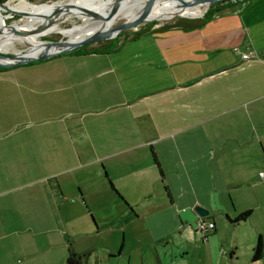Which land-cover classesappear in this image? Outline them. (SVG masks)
Segmentation results:
<instances>
[{"label": "crops", "instance_id": "1", "mask_svg": "<svg viewBox=\"0 0 264 264\" xmlns=\"http://www.w3.org/2000/svg\"><path fill=\"white\" fill-rule=\"evenodd\" d=\"M178 19L198 22L147 25L109 40V54L0 72V264H66L69 239L87 254L78 238L140 211L157 232L207 241L198 219L215 236L264 205V0Z\"/></svg>", "mask_w": 264, "mask_h": 264}, {"label": "rangeland", "instance_id": "2", "mask_svg": "<svg viewBox=\"0 0 264 264\" xmlns=\"http://www.w3.org/2000/svg\"><path fill=\"white\" fill-rule=\"evenodd\" d=\"M61 1L63 0H8L0 6V22L5 27L13 24L23 26L26 22H29L26 24L27 28L35 29L46 20L45 18L48 15L46 10L51 5ZM101 3L103 6L107 5V1ZM190 4L192 6L198 5V3ZM175 19L169 21V23ZM128 22L129 20L118 19L108 27V31L121 28ZM161 23L166 22L141 21L135 26L131 25L132 27L127 29L125 33L137 32L147 25ZM78 24H80L79 19L72 18L67 19L61 27L64 30H69ZM22 32L24 31L21 30ZM67 39V35L64 34H51L40 38L41 41L52 43H62ZM0 46H3V51L0 50V53L6 57L34 55L27 46H16L8 41H0ZM21 66H0V72ZM261 185L264 184L261 182ZM116 210V213H118V205ZM111 215L112 213L110 218H113L114 216ZM97 217L102 219L109 216L100 214ZM153 218L151 214H144L140 211V216L135 221L128 224L124 223L120 230H118V227L106 225L110 229L102 226V232L98 236L88 239L85 237L78 238L76 243L78 249L84 252L90 251L85 264H264V205L256 207L254 214L246 222L230 225L229 227L220 224L215 236L211 235L207 241L197 243L193 240L181 239L178 232L172 234V230L157 232L154 229L156 222ZM258 236L262 237L263 258L252 263L249 248L253 247ZM74 239L68 240L73 251ZM121 245L122 249L119 256L109 258L110 253L118 254ZM61 260L59 256L50 261L43 256L36 255L32 260V264H65V261ZM25 262L24 257L15 255L8 261V264H25Z\"/></svg>", "mask_w": 264, "mask_h": 264}, {"label": "bare ground", "instance_id": "3", "mask_svg": "<svg viewBox=\"0 0 264 264\" xmlns=\"http://www.w3.org/2000/svg\"><path fill=\"white\" fill-rule=\"evenodd\" d=\"M103 1H107V5L103 6L101 3ZM148 1L123 0L118 7H111L114 0H63L51 5L46 10L48 13L46 20L35 29L27 28L26 24L29 22H26L23 26L13 24L6 27L0 22V41H8L16 46H27L31 43L43 50L50 51L55 49L56 46L41 41V37L51 34H64L68 37L67 43L77 41L96 30L102 24L106 14L112 12L115 8H117V20L132 21L137 18L141 11L146 9L150 10L149 20L170 19L175 14L184 18H196L205 12L209 6V2H201L196 6H192L190 4H193L192 0H158L152 4H148ZM181 3H187V5L182 7L181 10H177V6ZM87 12L91 13V15L87 14ZM72 18L79 19L80 24L69 30L62 29L61 25L67 19ZM21 30L24 32L21 33ZM111 36L113 35L110 34ZM2 47L0 46L1 51H3Z\"/></svg>", "mask_w": 264, "mask_h": 264}, {"label": "water", "instance_id": "4", "mask_svg": "<svg viewBox=\"0 0 264 264\" xmlns=\"http://www.w3.org/2000/svg\"><path fill=\"white\" fill-rule=\"evenodd\" d=\"M122 1L123 0H114V2H112V4H111V7H115V6L118 7ZM156 1H158V0H149L147 3L152 4ZM218 1H225V0H194L193 4L194 3H201V2H209V6H210V5H212ZM186 5H187V3H181L179 6H177V10H181L182 7H184ZM116 10H117V8H115V10H113L112 12H108L106 14L102 24L96 30H94L88 36L83 37L77 41H74L71 43H67L66 41H64L62 43H52V42L45 41L46 43H50V44H53L54 46H56V48L53 50H50V51L43 50V49L29 43V45H27V47L30 48V50L34 53V55H27L26 54V55H18V56L14 55V57H6L0 53V66L1 67L21 66V65L45 61V60H49L52 58H56L58 56L66 55V54H69V53H71V52H73L79 48H82L84 46H88V45H91V44H94V43H97L100 41L113 39V38L117 37L121 32L126 31L127 29H130L132 27L131 25L135 26L138 22H141V21H144V22H151V21L168 22V21H171V20L178 18V17L184 18L183 16H179L178 14H175L170 19H160V20L151 19V20H149L148 16L150 15V10L146 9L144 11H141V13L137 16V18H135L132 21H129L126 25L122 26L121 28H118L116 30L110 29V31H108V27L110 25H112L117 20L118 15H117ZM87 14L91 15V13H89V12H87ZM189 19H192V18H189ZM110 34H113V36L107 37ZM194 212L200 218H204L208 215V212L206 210H204L203 208H200V207H196L194 209Z\"/></svg>", "mask_w": 264, "mask_h": 264}, {"label": "trees", "instance_id": "5", "mask_svg": "<svg viewBox=\"0 0 264 264\" xmlns=\"http://www.w3.org/2000/svg\"><path fill=\"white\" fill-rule=\"evenodd\" d=\"M6 1L8 0H0V5L4 4ZM247 0H235V1H230V0H225V1H218L215 2L213 5H211L209 7V9L207 11H205L204 13L200 14L198 17H201L203 15V19L205 20L209 17H211L212 15H215L218 12H221L222 10H224L226 7H229L231 4H239V3H243L246 2ZM197 18V17H196ZM181 19H176L174 22V24H182L185 27H190V26H195L196 23L198 21L195 20H181ZM154 25V24H152ZM126 33L125 31L121 32L115 39L125 36ZM114 39V40H115ZM109 42V43H107ZM104 43V44H103ZM116 49V44H114L112 41H100L88 46H84L82 48H79L73 52H71L70 54L73 55H87V54H109L111 52H113ZM153 159L155 161V158L153 156ZM156 162V161H155ZM157 165V163H156ZM160 173V177H162V172ZM251 212L250 211H246L244 213L239 214L234 220H229L227 218V220L231 223V224H237L239 222H243L246 219L249 218ZM211 235V234H210ZM209 235V236H210ZM208 236V237H209ZM207 237V238H208ZM67 259H66V264H85L86 263V259L89 257V254H83V255H78L75 254L72 249L71 246L68 245L67 247ZM263 258V243H262V237L258 236L257 238V242L255 247L252 250V255H251V262H257L259 260H261Z\"/></svg>", "mask_w": 264, "mask_h": 264}, {"label": "built area", "instance_id": "6", "mask_svg": "<svg viewBox=\"0 0 264 264\" xmlns=\"http://www.w3.org/2000/svg\"><path fill=\"white\" fill-rule=\"evenodd\" d=\"M233 52L240 54V57L244 62H250L253 59V57H251L250 54H245V53L242 54L239 52L238 49H234ZM259 177L262 180H264V174L263 173H260ZM195 229H196V232H198L200 234V236L202 237V240H206L208 235L213 232L214 224L211 222L204 221L203 219H198L196 224H195Z\"/></svg>", "mask_w": 264, "mask_h": 264}]
</instances>
